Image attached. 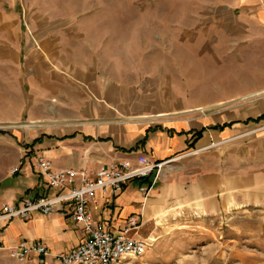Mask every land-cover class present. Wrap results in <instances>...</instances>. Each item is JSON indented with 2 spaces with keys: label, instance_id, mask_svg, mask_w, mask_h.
<instances>
[{
  "label": "crops",
  "instance_id": "crops-1",
  "mask_svg": "<svg viewBox=\"0 0 264 264\" xmlns=\"http://www.w3.org/2000/svg\"><path fill=\"white\" fill-rule=\"evenodd\" d=\"M151 1L184 12L146 29L140 0L136 26L116 28L107 12L81 19L44 0H0V125L17 131L0 134V209L53 193L40 157L92 176L172 160L91 199L95 222L117 230L133 216L138 239L178 209L212 218L264 207V0ZM72 212L0 220V264H39L10 257L21 242H42L57 264L84 238Z\"/></svg>",
  "mask_w": 264,
  "mask_h": 264
},
{
  "label": "rangeland",
  "instance_id": "rangeland-1",
  "mask_svg": "<svg viewBox=\"0 0 264 264\" xmlns=\"http://www.w3.org/2000/svg\"><path fill=\"white\" fill-rule=\"evenodd\" d=\"M44 1L54 10L63 5L67 12L80 14L81 19H87L93 12L110 13L111 20H107L116 28L121 23L134 28L137 18L131 11L140 7V0ZM144 6L145 28L152 29L169 21L165 16L169 10L184 12L185 4L166 3L153 8V2L145 0ZM127 11L129 17L121 18V13ZM12 126L16 124H1L0 134L10 138V134L17 132ZM156 222L142 230L144 236L153 240L146 253L120 264H264V207H249L212 218L178 209Z\"/></svg>",
  "mask_w": 264,
  "mask_h": 264
},
{
  "label": "built area",
  "instance_id": "built-area-1",
  "mask_svg": "<svg viewBox=\"0 0 264 264\" xmlns=\"http://www.w3.org/2000/svg\"><path fill=\"white\" fill-rule=\"evenodd\" d=\"M250 133L253 132L241 136ZM170 161L156 163L142 157L137 166L130 162L112 163L100 168L92 176L85 168L56 169L51 160L37 158V168L53 193L21 205L4 204L0 209V220L25 219L34 212L52 215L60 207L72 205V218L76 226L82 228L84 238L76 247L56 256L57 264H120L137 259L146 253L153 242L151 238H136L140 222L131 216L120 229H110L92 219L88 206L97 193L115 196L128 183L151 176ZM77 182L80 183L78 186ZM141 191L145 192L146 189L141 188ZM35 254L38 255L39 264H46V257L50 253L42 242L31 245L21 242L9 255L18 262L31 263Z\"/></svg>",
  "mask_w": 264,
  "mask_h": 264
}]
</instances>
